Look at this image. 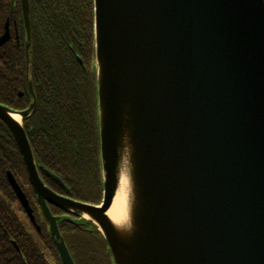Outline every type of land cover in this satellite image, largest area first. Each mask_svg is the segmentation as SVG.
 I'll list each match as a JSON object with an SVG mask.
<instances>
[{
	"label": "water",
	"instance_id": "obj_1",
	"mask_svg": "<svg viewBox=\"0 0 264 264\" xmlns=\"http://www.w3.org/2000/svg\"><path fill=\"white\" fill-rule=\"evenodd\" d=\"M93 6L101 203L49 190L21 123L34 104L22 112L0 105L62 264L74 262L47 203L78 215L66 218L71 224H94L113 264H264V0ZM20 8L28 77V0ZM9 37L6 22L0 47ZM28 88L33 95L30 80ZM125 152L132 206L123 232L107 212ZM7 178L35 224L25 194Z\"/></svg>",
	"mask_w": 264,
	"mask_h": 264
},
{
	"label": "trees",
	"instance_id": "obj_2",
	"mask_svg": "<svg viewBox=\"0 0 264 264\" xmlns=\"http://www.w3.org/2000/svg\"><path fill=\"white\" fill-rule=\"evenodd\" d=\"M12 1L14 0H0V12L12 10ZM15 1L18 12L16 15L11 14V17L16 20L18 31H13L11 41L0 47V104L12 111H23L30 96L27 93L25 76V29L17 2L19 0ZM29 4L30 15L33 11L32 17L36 20L29 51V80L37 94L46 92L49 95L57 87L61 101L58 99L61 109L59 117L56 118L60 121L57 126L61 130L68 128L67 137L74 138L79 146L76 160H63L68 165V170L76 171V174H64L60 179L69 187L76 188L77 196L80 193L84 195V199L97 196L96 201L99 202L103 188L99 159L93 0H29ZM48 14H53L49 18L54 21L52 28L44 21ZM1 17H5V13L0 14ZM2 31L3 23L0 20V34ZM78 59L83 60L85 69L79 65ZM50 74L56 80L55 86H49L46 91L41 82L45 83ZM72 80L74 91H71V106L67 81L72 83ZM81 82L84 87L79 85ZM19 93L23 96L19 97ZM38 111L33 117L39 116ZM33 117H29V120ZM23 124L25 127V119ZM44 127L49 125L38 126L36 129L41 130ZM3 130L5 127L0 122V132ZM93 145L96 147L95 151L85 149ZM3 153L5 154L2 152L0 155ZM13 157L17 159L15 153ZM0 185H7L5 177L0 176ZM21 212L12 189L0 188V264H48L43 250L33 236L28 234L19 217ZM48 244L55 253L49 239Z\"/></svg>",
	"mask_w": 264,
	"mask_h": 264
},
{
	"label": "flooded vegetation",
	"instance_id": "obj_3",
	"mask_svg": "<svg viewBox=\"0 0 264 264\" xmlns=\"http://www.w3.org/2000/svg\"><path fill=\"white\" fill-rule=\"evenodd\" d=\"M17 2H19V6H20V0ZM12 10L9 9V11L0 12V14L5 13V17L0 18V20L3 23V31L0 34V37L4 34L6 22H8V26H9L10 37L5 44L11 41L13 31L16 32L18 31V27H16L17 22L16 20H13L11 17V14L16 15L18 12L17 4L15 0L12 1ZM32 13L33 11H31V15H30V4H29V25H30L29 51H30L31 43L33 41L34 31L32 29L36 22L35 18L32 17ZM52 16L53 14H48L46 16V19L44 20L46 23H48V25L51 28L53 27L52 24L54 21L49 20V18H51ZM12 26H14V28ZM16 39L18 40V36H16ZM5 44L3 46H5ZM26 44H27V39H26V30H25V48H26ZM78 63L83 69H85V64L82 59L81 60L78 59ZM25 76L27 82L26 84L27 93L29 94L30 97L29 99H27V104H25V110L23 111L28 110L32 106V104H34V106L30 114L27 117H25V127L23 124V120L21 121V123L39 177L41 178L44 185L59 197L78 203L98 206L103 198V190L99 202L96 201L97 196L93 198L89 197L88 199H84L83 198L84 195L81 193H80L81 196L80 195L77 196L76 188L69 187L60 179V177L63 176L64 174L65 175L76 174V171H69L68 165L64 164L63 162L68 161L70 159H73V161L76 160L77 153L79 152V146L75 143L74 138L67 137V133L69 131L68 128L61 130L57 126L60 125V121H58L56 118L59 117L60 114L59 109H61V105H60L61 101L57 87L56 90L53 91V93L51 91L50 94L48 95L46 94V92L42 94H37L32 86V91H33V95H32L28 88L29 75L27 77V71ZM82 80L84 81V78H82ZM55 81H56L55 78L52 76V74H50L48 80L45 83L41 82V86L46 91H48L49 86H53V84L55 86ZM79 85L81 87H84V84L82 82L79 83ZM67 91L71 96L69 103L72 106L71 100L73 98L71 91H74V80H72V83L67 81ZM18 96L22 97L23 94L19 93ZM40 98H44V99L40 100ZM58 99L60 102L58 101ZM0 105L8 108L5 105L2 104ZM37 110H39L38 111L39 116L33 117ZM15 112H22V111H15ZM29 117L30 118L33 117V118L29 120ZM45 118L48 120H45ZM1 123L4 125L5 130L0 132V134H2V136L0 137V153L5 152V154L3 153L0 155V176L5 177L7 185H0V188L12 189V186L10 185L7 178L8 173H10L15 179L18 186L25 194V197L29 202V206L32 210V214L35 219V224H32L26 212H24L23 208L21 207L19 201L16 199V202L19 204L22 210L20 214L23 215V217L21 219L23 221L26 230L28 231V234H31L33 236L36 243L43 250L45 260L47 261L48 264H62L56 246L50 235L49 223L44 216L40 203L37 199V195L28 181L27 170L24 165L21 153L9 129L3 122ZM45 125H49V127H44L41 130L36 129L38 126L43 127ZM61 134H63L64 136H62ZM85 149L95 151L96 147L93 145L91 147H85ZM14 153L17 156V159L13 157ZM99 159H100V141H99ZM51 176L58 178L60 182H57ZM47 206L51 215L54 218H57V227L59 230V234L74 264H113L112 257L104 241V238L102 237L101 233L98 231L97 227L94 224L89 223L83 227L76 226L74 224H71L68 220H66V218H69V220H75L79 218L78 215L68 212L66 210L59 209L49 203H47ZM48 239L51 241L52 245L54 246L55 253L52 252V250L50 249V245L48 244ZM12 243L16 247L13 241ZM17 250L19 252L18 248Z\"/></svg>",
	"mask_w": 264,
	"mask_h": 264
},
{
	"label": "bare ground",
	"instance_id": "obj_4",
	"mask_svg": "<svg viewBox=\"0 0 264 264\" xmlns=\"http://www.w3.org/2000/svg\"><path fill=\"white\" fill-rule=\"evenodd\" d=\"M13 120L20 122L18 115H11ZM126 152L119 163L118 186L107 216L119 231L125 232L129 226L132 206V186L128 174Z\"/></svg>",
	"mask_w": 264,
	"mask_h": 264
},
{
	"label": "rangeland",
	"instance_id": "obj_5",
	"mask_svg": "<svg viewBox=\"0 0 264 264\" xmlns=\"http://www.w3.org/2000/svg\"><path fill=\"white\" fill-rule=\"evenodd\" d=\"M19 217H21V218H22V217H23V215H21V214H20V216H19ZM21 220H22V219H21Z\"/></svg>",
	"mask_w": 264,
	"mask_h": 264
}]
</instances>
